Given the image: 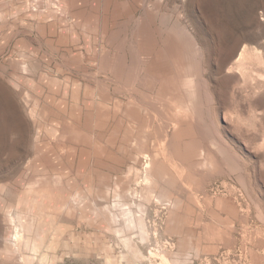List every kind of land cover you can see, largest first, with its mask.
Here are the masks:
<instances>
[{"label": "rangeland", "instance_id": "374dc122", "mask_svg": "<svg viewBox=\"0 0 264 264\" xmlns=\"http://www.w3.org/2000/svg\"><path fill=\"white\" fill-rule=\"evenodd\" d=\"M32 195L53 227L35 264H264V0H0V250Z\"/></svg>", "mask_w": 264, "mask_h": 264}, {"label": "bare ground", "instance_id": "6f19581e", "mask_svg": "<svg viewBox=\"0 0 264 264\" xmlns=\"http://www.w3.org/2000/svg\"><path fill=\"white\" fill-rule=\"evenodd\" d=\"M56 6V5H55ZM93 14V13H92ZM95 14V13H94ZM83 20V19H82ZM185 29V28H184ZM182 30V29H181ZM187 30V29H185ZM145 31H149V30H145ZM183 32V31H182ZM97 32H95L96 34ZM184 34L187 35L188 37V44L191 45V47H193L194 49L197 47V42L195 41V38L188 33V31H185L183 32ZM153 34V33H152ZM99 35V34H98ZM152 37V36H151ZM155 37V36H154ZM153 37V39H154ZM98 37L95 35V39H96V42H97V39ZM94 39V38H93ZM152 40V39H151ZM99 41V40H98ZM149 42V41H148ZM153 43V42H151ZM154 44H155V41H154ZM156 45V44H155ZM154 45V46H155ZM96 48L93 50L94 53H93V57L91 59H89L87 61V64L89 66V68L86 66L84 68H80V75L82 76L83 80L84 81H87L89 84L93 85L94 86V90L97 91V89L101 86V53L98 52V46L96 44L95 46ZM155 48V47H153ZM100 49V48H99ZM151 49V48H149ZM141 51V50H140ZM27 53V52H26ZM154 53V52H153ZM245 53V50H243L240 54V57L239 59L241 58V56ZM152 54V52H151ZM150 54V55H151ZM18 56V55H17ZM20 56V55H19ZM243 58V57H242ZM21 59V58H20ZM243 62H245L243 60ZM142 64V63H141ZM243 64V63H242ZM139 65V64H138ZM137 65V67H138ZM241 65V64H240ZM140 66V65H139ZM142 66V65H141ZM17 67L18 69L22 70L23 72H28V62L27 61H22V62H19L17 64ZM30 67V66H29ZM92 67V68H90ZM139 68V67H138ZM140 70V69H139ZM136 71V70H135ZM30 74V73H29ZM32 78V77H31ZM26 81V80H25ZM194 81H195V84L197 83L198 86L200 85L201 83V78H197L195 79L194 78ZM79 86H81L79 84ZM86 91V90H85ZM101 91V90H100ZM195 89H193L192 91L190 90V92L194 93ZM94 91H92V93L90 92L89 95L92 96ZM99 92V91H97ZM101 94V93H100ZM189 94V93H188ZM24 110V109H23ZM47 111L48 109L45 108L44 106L42 107H38L37 108V105L35 107L32 108L31 112L39 117L41 116H45L47 114ZM51 111V110H50ZM49 111V112H50ZM95 114V117H96V128L98 130H101L102 126H103V121L101 120V114H100V108H99V105L97 104V106H95L94 110L91 111L89 109V111L87 112L86 116L88 115V117L86 118V120H89L93 117V115ZM49 116V115H48ZM35 117V116H34ZM43 119V118H42ZM85 120V121H86ZM92 120V119H91ZM106 121V120H104ZM159 123L162 125V127H164L165 125V122L162 120V119H159L158 120ZM94 122V120H93ZM86 124V123H85ZM106 125V124H104ZM107 127V126H106ZM161 127V126H160ZM161 127V128H162ZM126 128V126H125ZM128 128V127H127ZM129 129V128H128ZM163 129V128H162ZM87 131V130H86ZM90 131V130H89ZM133 131V130H132ZM56 132V131H54ZM128 132V131H127ZM139 133V132H138ZM137 133V134H138ZM55 134V133H54ZM59 136V135H58ZM64 136V135H62ZM127 138V136H126ZM214 146L217 150H219L221 153H223L224 155L228 156V150L223 147L220 143H213V142H209V145H205L206 149H202L201 151L203 152L202 154H206V153H209V147L210 146ZM122 157V156H121ZM121 159V158H120ZM146 165L143 169V179L144 181L146 182H152V181H160V178H158L156 175V172L157 171H164L165 167L164 165H158L157 164V161L156 159L154 158L153 155H146ZM122 160V159H121ZM120 161V160H119ZM121 162V161H120ZM207 163L205 162H200L199 165L200 166H205ZM137 171V170H136ZM139 173V172H138ZM140 178V176H139ZM143 181V182H144ZM141 182V181H140ZM146 184V183H145ZM45 193V192H44ZM10 194V193H9ZM120 194V193H119ZM35 195V194H34ZM38 197V196H37ZM37 197L33 198V195L32 197L30 196H25V197H22L20 198L19 200V203H21V205L23 206V210L25 211V213H27L28 217L26 218H22L20 215H18L16 217V220L14 218H12L8 213L7 211L4 210V215L5 217H7V214H8V218L6 219V222L10 225L11 229H10V232L7 233L5 236H4V248L2 250H0V257L3 258L4 260L6 261H9L11 262V264H16V263H19V264H35V260L37 258H41L40 260L42 262H46L48 261V256L46 254V252L44 251V248H45V245L46 243L44 242V239L47 237V235L50 233V230L53 229L52 227V222H51V218H48V221H49V230H47L46 232L44 233H41V230H40V226H39V223H40V216H43V209L42 211H40L39 209V204L40 202L37 201ZM48 196L46 194H41V198H44L43 200H45V198H47ZM130 198V197H129ZM39 199V198H38ZM50 200V199H49ZM43 202V201H42ZM52 202V201H51ZM69 203V202H68ZM43 204V203H42ZM133 205L132 203H130L128 200H124V208H125V219H126V222L131 226L133 224V221H132V218L130 217L131 216V212H132V209H133ZM50 205H48L49 207ZM51 207V206H50ZM18 209V208H17ZM135 209V208H134ZM138 210V209H137ZM135 213V212H134ZM26 215V216H27ZM50 217V216H49ZM130 217V218H129ZM54 219V218H53ZM15 223H16V229H15V232H14V227H15ZM107 223H108V229L109 230H112V227L114 225L117 224V219H116V216L113 215V217L111 219H108L107 220ZM138 223L141 227V231L142 232H145V225H144V222L143 220H138ZM119 224V223H118ZM134 226V225H133ZM135 227V226H134ZM34 232L36 235H40L38 236V240L36 243H30L29 242V236L30 234ZM116 235L118 234V231L115 232ZM118 236V235H117ZM116 236V237H117ZM145 236V235H144ZM118 240V238H117ZM123 242L125 244L126 247L129 246L130 244V240L128 238H126V236H124V239H123ZM158 242V241H157ZM157 245V244H156ZM163 245V244H162ZM23 246L25 247L26 251L28 254L22 252V248ZM164 246V245H163ZM125 247V248H126ZM28 249V250H27ZM141 251L140 250H137L136 252H133V257L134 259L138 260L139 263L140 261L143 260V255L140 253ZM151 255L152 253L149 252ZM43 254V255H42ZM42 255V256H41ZM161 255L160 258L162 259H165L164 258V255L163 254H159ZM152 256V255H151ZM158 256V255H157ZM121 257H124L123 255ZM126 258V257H125ZM150 258V257H149ZM145 260V259H144ZM129 264H130V261H128ZM143 262V261H142Z\"/></svg>", "mask_w": 264, "mask_h": 264}]
</instances>
